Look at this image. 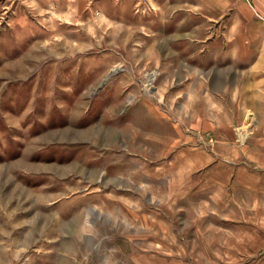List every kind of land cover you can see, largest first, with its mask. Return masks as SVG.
Listing matches in <instances>:
<instances>
[{
  "label": "rangeland",
  "instance_id": "obj_1",
  "mask_svg": "<svg viewBox=\"0 0 264 264\" xmlns=\"http://www.w3.org/2000/svg\"><path fill=\"white\" fill-rule=\"evenodd\" d=\"M211 5L0 0V264H264V101Z\"/></svg>",
  "mask_w": 264,
  "mask_h": 264
},
{
  "label": "crops",
  "instance_id": "obj_2",
  "mask_svg": "<svg viewBox=\"0 0 264 264\" xmlns=\"http://www.w3.org/2000/svg\"><path fill=\"white\" fill-rule=\"evenodd\" d=\"M212 21L226 17L225 58L237 75L235 91L258 92L264 101V0H211ZM202 16L204 12L198 11ZM250 97V95H248Z\"/></svg>",
  "mask_w": 264,
  "mask_h": 264
}]
</instances>
